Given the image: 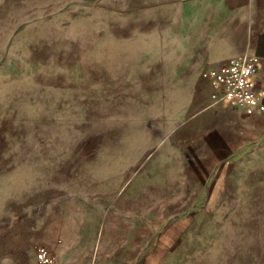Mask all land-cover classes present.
Wrapping results in <instances>:
<instances>
[{"label":"rangeland","instance_id":"1","mask_svg":"<svg viewBox=\"0 0 264 264\" xmlns=\"http://www.w3.org/2000/svg\"><path fill=\"white\" fill-rule=\"evenodd\" d=\"M166 9L0 0V264H264L262 142H217L208 54Z\"/></svg>","mask_w":264,"mask_h":264},{"label":"crops","instance_id":"2","mask_svg":"<svg viewBox=\"0 0 264 264\" xmlns=\"http://www.w3.org/2000/svg\"><path fill=\"white\" fill-rule=\"evenodd\" d=\"M167 6L166 13L174 12L175 19L189 22L186 33L193 38L199 53H207L199 67L216 68L243 54L257 58L258 71L254 87L261 92L259 106L240 108L230 101L214 102L211 86L206 110L217 111L222 122L217 142L230 149L232 142H239L241 149L264 148V0H151ZM180 16V17H179ZM201 62V63H203ZM203 65V66H202ZM211 85V84H210ZM218 121V120H217ZM220 145V144H219ZM220 145V146H221ZM66 247V248H65ZM68 246L50 250L54 264H62V254ZM51 249V248H50ZM100 260V259H99ZM101 264H104L102 260ZM76 263L75 259L71 264Z\"/></svg>","mask_w":264,"mask_h":264},{"label":"built area","instance_id":"3","mask_svg":"<svg viewBox=\"0 0 264 264\" xmlns=\"http://www.w3.org/2000/svg\"><path fill=\"white\" fill-rule=\"evenodd\" d=\"M258 71L257 58L251 54H243L229 63L212 68L208 72L214 93V102L230 101L240 108L259 106L261 92L254 87V77ZM38 264H54L53 253L46 245L37 248ZM90 264H101L99 258L92 257Z\"/></svg>","mask_w":264,"mask_h":264}]
</instances>
